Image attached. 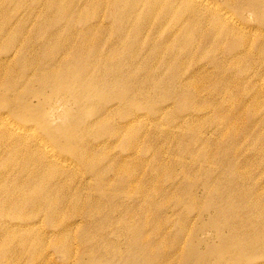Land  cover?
Returning <instances> with one entry per match:
<instances>
[{
  "label": "rangeland",
  "instance_id": "1",
  "mask_svg": "<svg viewBox=\"0 0 264 264\" xmlns=\"http://www.w3.org/2000/svg\"><path fill=\"white\" fill-rule=\"evenodd\" d=\"M249 1L258 16L231 0H0V95L36 93L0 106V264H264V0ZM212 21L234 33L220 42ZM13 189L43 208L10 210Z\"/></svg>",
  "mask_w": 264,
  "mask_h": 264
},
{
  "label": "bare ground",
  "instance_id": "2",
  "mask_svg": "<svg viewBox=\"0 0 264 264\" xmlns=\"http://www.w3.org/2000/svg\"><path fill=\"white\" fill-rule=\"evenodd\" d=\"M51 1V0H50ZM52 1H54V0H52ZM226 1H230V0H226ZM232 2H234V3H236L237 5H240V4H242V3H248V7L251 9V10H253L254 12H256V14H257V16L259 15L258 14V12H257V10H256V6L251 2V1H249V0H231ZM132 3V2H131ZM63 4V3H62ZM131 5H133V4H131ZM130 5V6H131ZM129 6V7H130ZM129 10V9H128ZM245 10V9H244ZM244 10H242L241 12H237V13H234V15H232V13L230 12L229 13V15H231L232 17H244ZM225 15V17H227V14L225 13L224 14ZM216 16V15H215ZM217 18H219L218 16H216ZM260 19H261V17H260ZM54 22V21H53ZM56 22V21H55ZM213 22V21H212ZM221 22L219 21V19H217L216 20V24H220ZM213 24H214V26H215V31H216V33H218V27H217V25L213 22ZM234 28L231 26V27H229V25H228V28H226V29H224V31H223V33H220V35H219V33L217 34V36H218V38H219V40H220V42H222V40H226L225 39V37L226 36H228V35H231V34H233L234 33V30H233ZM211 31V30H210ZM212 34V33H211ZM216 40H218V39H216ZM218 43V42H217ZM29 46V45H28ZM239 46V45H238ZM246 46H252V43H245V45H244V47L243 48H246ZM17 47H19V46H17ZM22 47V46H21ZM20 47V48H21ZM30 47V46H29ZM32 47V46H31ZM234 47H237V45L236 46H234ZM24 48V47H23ZM23 48H21V49H23ZM28 48V47H27ZM35 48L33 47V50H34ZM37 49V48H36ZM35 49V50H36ZM95 49V48H94ZM29 50V49H28ZM27 50V51H28ZM32 50V51H33ZM34 50V51H35ZM83 50V49H82ZM96 50V49H95ZM128 50V49H127ZM18 51H20L19 49H18ZM18 51H17V54H18ZM26 51V52H27ZM70 51H73V52H75L76 51V48L75 47H73L72 48V50H70ZM81 51V50H80ZM230 52H231V50H229ZM14 52V51H13ZM242 52V54H245L246 52L243 50V51H241ZM35 52H33V54H34ZM28 54H31V52H29ZM33 54H32V56H33ZM248 56H251L252 55V51H249L248 53ZM16 55V54H15ZM26 55H27V53H26ZM25 55V56H26ZM81 55V54H80ZM232 55H233V53H232ZM14 56V55H13ZM23 56V55H22ZM28 56V55H27ZM31 56V57H32ZM26 57H24V59H25ZM34 58H37V55H36V57L34 56ZM132 59V58H131ZM27 60H28V58H27ZM37 60V59H36ZM55 60V59H54ZM54 60L53 61H51V64H50V66H54L55 65V63H54ZM32 61V60H31ZM29 62V61H28ZM37 62V61H36ZM36 62H34V63H36ZM25 63V62H24ZM262 63V62H261ZM26 65H28V64H26ZM116 65H118V64H116ZM122 65V64H121ZM25 68H27V67H25ZM76 68V67H75ZM119 68V67H118ZM117 68V69H118ZM121 68H123L122 66L119 68V69H121ZM38 69H39V66H38ZM74 69V68H73ZM73 69H71L70 71L71 72H73V73H75L76 72V69H75V72H74V70ZM118 69V70H119ZM85 70V69H84ZM26 71H28V70H26ZM83 74H85V73H83ZM85 81V83H86V80H84ZM84 81H83V83H84ZM88 82V81H87ZM85 86H87L86 84H85ZM88 86H89V83H88ZM81 87H84L83 85H81ZM85 88V87H84ZM84 88H82L83 90H86V89H84ZM90 88V87H89ZM89 88H87V89H89ZM24 90H26V88L24 89ZM87 91V90H86ZM89 91V90H88ZM26 92H27V90H26ZM26 94V93H25ZM36 95V93L35 94H33L32 96H30V98L31 97H36L35 96ZM38 96V95H37ZM24 97V96H23ZM22 97V99L20 98V97H18L17 96V94L15 95V97L14 98H7V97H3V96H1L0 95V102H1V107L2 108H8L9 109V112L10 113H12V112H14V114H16V113H18L19 111H20V109H19V106L20 105H22V104H24L26 107L27 106H31V104H32V100H30V98H28L27 97V99L26 98H23ZM147 99V101L148 102H150L151 100H150V97L149 96H145V97H138V96H135L134 97V99L133 100H131V102L132 101H136V100H141V99ZM164 98V97H163ZM39 99V98H38ZM81 99H83V98H81ZM127 102V101H126ZM130 101H128V103H129ZM131 105H134V106H140V103L137 101V103H132ZM7 110V109H6ZM8 112V111H7ZM7 112H3V113H1V115H6V114H8ZM13 114V113H12ZM112 134H114V133H112ZM132 136V135H131ZM130 136V137H131ZM59 144V143H58ZM68 149H70L71 151L72 150H76V149H74L72 146H71V144L70 143H65L64 144ZM78 151V150H77ZM79 153V152H78ZM82 153V152H81ZM81 153H80V155H81ZM77 154V153H76ZM83 154V153H82ZM37 190H39V184H38V186H37V188H36ZM219 190V189H218ZM14 193H15V191H14V189H13V191H12V194L13 195H11V194H6L3 198H2V203H6V202H9V201H13V198H14V200H15V202H17V203H15V204H13V206L12 205H10V207L9 208H11L10 210H12V211H14L15 210V212L18 210V209H20V208H24V207H32V208H36V209H41V208H43V205H42V203L41 202H39V193L37 194V195H34L32 198L31 197H29L30 199L28 200L26 197H25V195L23 194V193H19V195L18 196H14ZM27 196H29V194L27 195ZM44 206L45 207H48V208H50L49 207V203H48V201L46 202H44ZM58 209L56 210V209H54V210H51V213L49 214V215H47V218H46V222H47V224L49 225V226H53L55 223H56V221H57V217L59 216V214H58ZM252 214V213H251ZM242 215V214H241ZM259 215V214H258ZM127 220V219H126ZM150 220V219H149ZM258 222H259V219H258ZM130 223V222H129ZM244 223V222H243ZM246 223V222H245ZM250 224H251V222H250ZM21 224H19V223H17V225L16 226H20ZM131 225V224H130ZM246 225V224H245ZM248 225V224H247ZM14 227H15V225H13ZM261 226V225H260ZM262 229V228H261ZM249 230V229H248ZM252 231V230H251ZM256 232V231H255ZM263 232V231H262ZM236 235V234H235ZM141 236H143V235H141ZM264 236V235H263ZM239 238H240V236H239ZM66 239V237L65 236H61V237H58L55 241H54V245L55 246H61L62 247V251L63 252H66L67 251V249H68V243H67V241L65 240ZM245 240H246V238H245ZM259 240V239H258ZM101 242H102V240H101ZM116 242V241H115ZM143 243V242H142ZM147 243H148V241H147ZM118 244V243H117ZM152 245V244H151ZM151 245H149V244H147V247H149V246H151ZM235 246H236V244H235ZM47 247V246H46ZM48 247H49V245H48ZM115 247L117 248V245H115ZM141 247H142V249L143 250H146L145 249V245L144 244H142L141 245ZM144 247V248H143ZM261 247H263L264 248V246H262V244H261ZM259 248H260V246H259ZM254 249H255V247H254ZM244 250H246V249H244ZM260 250V249H259ZM258 250V251H259ZM89 251H88V248L86 247V246H83L82 247V249H81V251L79 250V253H88ZM241 252V255L243 256V257H245L244 256V251L243 250H241V251H239V253ZM249 252V251H248ZM150 255V254H149ZM63 256H64V261L67 263L68 261L66 260V254H63ZM252 255H250V257H251ZM247 260H248V258H246ZM71 261V260H70ZM75 261H77V260H75ZM63 263V264H66V263ZM74 262V260L71 262V263H73ZM76 263V262H75Z\"/></svg>",
  "mask_w": 264,
  "mask_h": 264
}]
</instances>
